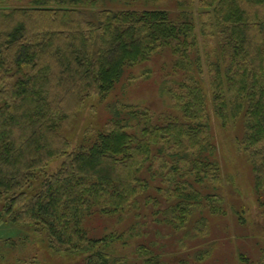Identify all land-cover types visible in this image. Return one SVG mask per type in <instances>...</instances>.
<instances>
[{"label":"trees","instance_id":"1","mask_svg":"<svg viewBox=\"0 0 264 264\" xmlns=\"http://www.w3.org/2000/svg\"><path fill=\"white\" fill-rule=\"evenodd\" d=\"M159 1L115 10L108 0H0L1 212L46 231L50 248L76 264H167L146 221L95 228L99 220L138 219L151 203L159 227L202 244L195 259L203 262L220 236L210 224L227 216L187 9L197 0H169L176 13ZM198 6L208 16L202 34L213 113L222 128L237 129L264 214V0ZM160 53L181 76L168 91L175 115L154 124L146 110L112 102L104 124H88L75 144L66 136L89 100L103 103L128 68Z\"/></svg>","mask_w":264,"mask_h":264},{"label":"rangeland","instance_id":"2","mask_svg":"<svg viewBox=\"0 0 264 264\" xmlns=\"http://www.w3.org/2000/svg\"><path fill=\"white\" fill-rule=\"evenodd\" d=\"M108 1L107 8L115 10L146 7L144 0ZM151 5L153 4H149L150 7ZM158 6L165 7L172 13L179 10L169 0H160ZM187 9L194 16L197 25V48L203 61L202 84L209 103L210 133L217 147V157L222 167L221 195L224 198L223 203L226 206L227 216L217 217L219 219L210 224L214 234L216 231L220 235L213 240L218 243L212 248V254L207 260L196 261L195 252L202 247V244H195L191 240L185 241L182 235L172 236L174 234H171L172 232L168 231L167 227H159L151 213L152 203L148 206V211L138 219L135 214H130L121 225L117 219L106 220L104 223L106 225L102 224L103 220H99L96 221L95 228L103 233L109 228L119 230L136 221H146L150 232L149 238L151 241H159L161 248L159 255L167 264H259L264 261V214L257 202L247 157L237 145V129L222 128L211 106L205 61L206 49H204L202 34V24L208 16L204 17L201 14L202 10L198 6V0ZM172 66L173 61L167 55L160 53L153 60L128 68L121 81L103 103L94 98L89 100V106L82 114V118L74 124L71 123L70 127L65 130L66 136L75 144L88 124H104L110 115L106 108L112 102H121L122 106H130L135 110H146L154 124L162 123L171 115H175L174 100L168 91L177 87L181 76L179 72L172 71ZM89 107H94L96 112L93 113L94 108ZM161 182L159 179L155 185ZM233 202L235 207H233ZM162 208H165V204ZM2 213L0 205V264H76L75 258L72 259L64 252H55L50 248L46 231L38 232L28 223H12ZM211 219L213 220L210 218V221ZM224 228H228L230 233H223ZM168 235L169 238H166ZM129 245L123 254L133 258L131 250L134 249L135 243L132 241ZM241 253L246 256L244 258L246 262H243Z\"/></svg>","mask_w":264,"mask_h":264}]
</instances>
